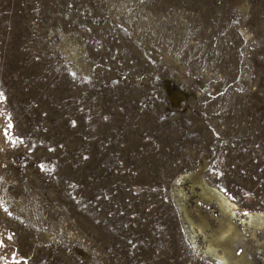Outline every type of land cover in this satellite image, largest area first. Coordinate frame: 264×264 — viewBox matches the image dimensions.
<instances>
[{
  "label": "rangeland",
  "instance_id": "374dc122",
  "mask_svg": "<svg viewBox=\"0 0 264 264\" xmlns=\"http://www.w3.org/2000/svg\"><path fill=\"white\" fill-rule=\"evenodd\" d=\"M0 94V264H220L183 174L264 213V0H0Z\"/></svg>",
  "mask_w": 264,
  "mask_h": 264
},
{
  "label": "bare ground",
  "instance_id": "6f19581e",
  "mask_svg": "<svg viewBox=\"0 0 264 264\" xmlns=\"http://www.w3.org/2000/svg\"><path fill=\"white\" fill-rule=\"evenodd\" d=\"M194 176L196 179L192 180V185L199 189L200 196L203 199L213 201L224 215V220L217 222L218 226L216 225L217 227L212 230L211 240L202 248V252L216 259L220 264H248L245 253L240 256L235 254L236 244L241 241V231L234 220L242 221L245 227L252 228L254 231L257 229L264 231V213L252 212L241 215L239 207L219 190L209 186L200 173L183 174L177 177L175 181L179 182L184 177L192 179ZM179 192L182 194L181 188ZM180 209L184 211V218L191 228L197 226L198 231L203 233L204 229L209 226L204 219L198 224L194 223L183 204H180ZM252 237H254V234Z\"/></svg>",
  "mask_w": 264,
  "mask_h": 264
},
{
  "label": "snow or ice",
  "instance_id": "6c2138e0",
  "mask_svg": "<svg viewBox=\"0 0 264 264\" xmlns=\"http://www.w3.org/2000/svg\"><path fill=\"white\" fill-rule=\"evenodd\" d=\"M0 95H2V94H0ZM8 127L10 128L11 127V124H9Z\"/></svg>",
  "mask_w": 264,
  "mask_h": 264
}]
</instances>
